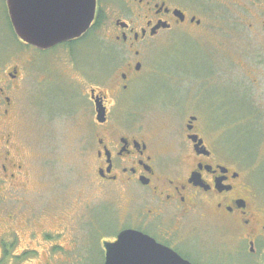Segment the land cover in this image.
<instances>
[{"label":"flooded vegetation","instance_id":"1","mask_svg":"<svg viewBox=\"0 0 264 264\" xmlns=\"http://www.w3.org/2000/svg\"><path fill=\"white\" fill-rule=\"evenodd\" d=\"M5 4L10 34L24 49L10 57L0 55V203L13 199V191L24 190L31 176L30 157L20 148L16 126L26 86L30 105L52 118L62 113L66 98L71 110L85 103L91 107L93 187L105 198L120 196L126 212L113 235L102 240V264L105 243L115 242L126 229L150 236L192 264H264V186L255 179L264 160V0H96L95 17L83 35L45 49L19 36L7 0ZM29 6L28 18L34 23V0ZM179 39L202 48L214 67L187 84L185 96L171 105L186 108L166 142L138 120L141 111L132 93L141 86L137 80L144 76L146 53L157 43ZM92 42L117 56L112 68L120 61L114 86L98 87L92 73L81 72L80 46L90 51ZM49 54L64 60L70 72H47ZM247 60L252 68H238L236 62ZM49 85L54 102L44 108ZM232 86L248 100L227 104L225 88L233 94ZM200 87L216 91L203 96ZM236 131L250 139L249 149L239 151L236 137L237 143L226 141ZM105 202L101 207L112 211L114 203ZM58 212L52 219L57 225L44 229L45 238L74 236L75 228L66 227L67 212ZM15 219L13 214L8 224L13 239L2 237L0 249L21 262L38 251L19 249L11 224ZM97 224L88 219L85 227L93 234L109 233ZM59 241L49 247L52 256L63 255L55 264H82L65 258L76 242L69 238L67 246Z\"/></svg>","mask_w":264,"mask_h":264},{"label":"rangeland","instance_id":"2","mask_svg":"<svg viewBox=\"0 0 264 264\" xmlns=\"http://www.w3.org/2000/svg\"><path fill=\"white\" fill-rule=\"evenodd\" d=\"M5 5V0H0L1 58L13 56L20 49H24L13 40L10 34ZM54 59L53 55L49 54L47 72H70V67L64 60ZM116 59L117 56L112 54V51L104 49L97 43L93 44V49L90 51L84 44L80 46L78 52L79 66L84 70L81 72L92 73L98 87L117 84L121 66L119 61L112 68ZM238 62L236 63L240 69L252 63L249 60ZM213 67V63L208 60L200 47L189 45L180 39L176 40L175 44L174 42L157 43L144 56V76L137 80V86L139 82L141 86L132 93V98L138 104L134 106L141 111L138 120H141L149 132L162 138L161 140L166 142L170 140L173 125L179 120L180 110L186 108L184 104L183 107L174 110L171 105L174 102H180L185 96L187 84L195 83L196 78L212 72ZM247 68L252 67L248 65ZM150 72L158 73L150 75ZM246 83L250 84L248 81ZM51 87V85L46 86L44 90L42 98V101H45L44 108L51 106L54 102ZM250 88L253 95V88ZM225 89L227 95L224 101L227 104L232 101L248 100L243 90L236 91L232 86L230 88L234 91L232 94L227 87ZM199 90L202 91L203 96L209 97L216 91L204 90L201 87ZM27 91L25 86L22 92L24 110L16 126L20 148L30 157L31 176L26 181L27 187L24 190L12 192L17 200L7 199L0 203V240L2 241V237L7 241L13 239L14 232L9 230L8 224L14 214L16 219L11 221V224L18 232L19 249L29 247L36 249L38 254L31 252L27 259L19 262L13 258V255L4 254L0 249V264H48V262L53 264V260L55 264L56 259L63 255L57 252L52 256L49 247L59 240V244L69 246L67 242L69 238L74 240L76 245L71 252L65 254L66 259L82 264H102L100 253L102 240L113 235L112 230L114 231L116 224L117 227L120 225L122 216L126 212L120 196L113 195L111 198H105L93 187L89 135L91 107L89 103H85L71 110L72 108L67 104L70 99L66 98L59 109L63 110L62 113L52 118L45 110L40 109V113L36 106L30 105ZM195 91L198 93L197 88ZM231 140L238 144L239 151L249 149L251 144L250 139L246 135L242 136L238 131L226 137V141ZM255 179L264 186V160L255 173ZM107 200L114 203L110 204L113 212L107 207H101ZM61 208L68 214L66 227L75 228L74 236L64 234L67 236L64 239L61 237L58 239V236L53 239L45 238L44 229L47 231L55 228L57 224L52 219L59 210H62ZM88 219H96L109 233L103 231L91 233L90 229L85 227ZM106 220H109V224L105 223ZM99 224H97L98 230ZM16 253L19 254V252Z\"/></svg>","mask_w":264,"mask_h":264},{"label":"water","instance_id":"3","mask_svg":"<svg viewBox=\"0 0 264 264\" xmlns=\"http://www.w3.org/2000/svg\"><path fill=\"white\" fill-rule=\"evenodd\" d=\"M30 0H7L19 36L45 49L80 37L95 17L96 0H34L33 19L28 18ZM99 119L104 116L98 104ZM105 264H192L174 250L134 229L123 230L115 242H106Z\"/></svg>","mask_w":264,"mask_h":264}]
</instances>
